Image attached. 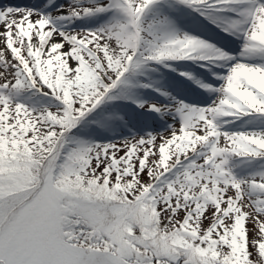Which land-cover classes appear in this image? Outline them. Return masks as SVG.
<instances>
[{"label":"snow or ice","instance_id":"snow-or-ice-1","mask_svg":"<svg viewBox=\"0 0 264 264\" xmlns=\"http://www.w3.org/2000/svg\"><path fill=\"white\" fill-rule=\"evenodd\" d=\"M0 264H264V0H0Z\"/></svg>","mask_w":264,"mask_h":264}]
</instances>
